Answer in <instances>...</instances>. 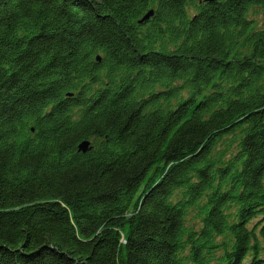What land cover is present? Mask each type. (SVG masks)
Returning <instances> with one entry per match:
<instances>
[{
    "label": "trees",
    "instance_id": "1",
    "mask_svg": "<svg viewBox=\"0 0 264 264\" xmlns=\"http://www.w3.org/2000/svg\"><path fill=\"white\" fill-rule=\"evenodd\" d=\"M0 264H264V0H0Z\"/></svg>",
    "mask_w": 264,
    "mask_h": 264
},
{
    "label": "water",
    "instance_id": "2",
    "mask_svg": "<svg viewBox=\"0 0 264 264\" xmlns=\"http://www.w3.org/2000/svg\"><path fill=\"white\" fill-rule=\"evenodd\" d=\"M154 14V10L148 11L142 19H140V22L148 20L152 15ZM97 59H100V56L97 57ZM91 141L90 140H83L79 144V151L82 153H88L91 150Z\"/></svg>",
    "mask_w": 264,
    "mask_h": 264
},
{
    "label": "rangeland",
    "instance_id": "3",
    "mask_svg": "<svg viewBox=\"0 0 264 264\" xmlns=\"http://www.w3.org/2000/svg\"><path fill=\"white\" fill-rule=\"evenodd\" d=\"M259 18H260V20H261V21L263 20V17H262V15H261V14L259 15Z\"/></svg>",
    "mask_w": 264,
    "mask_h": 264
}]
</instances>
